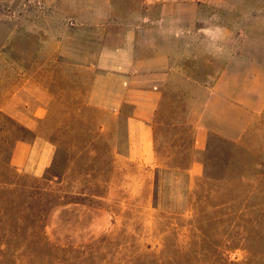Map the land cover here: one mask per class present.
Listing matches in <instances>:
<instances>
[{"label":"rangeland","instance_id":"1","mask_svg":"<svg viewBox=\"0 0 264 264\" xmlns=\"http://www.w3.org/2000/svg\"><path fill=\"white\" fill-rule=\"evenodd\" d=\"M114 2L119 22L137 20L142 16L141 8L150 3L149 0ZM20 4L23 5L22 1L17 0L16 5ZM191 5L195 9L191 14L194 26L206 25V28L192 31L191 43L186 46L191 55L184 63L186 72L177 68L176 74L187 76L190 73L193 78L205 79L207 81L203 82L207 85H214L215 78L222 72L221 66L230 70L231 75L235 71L231 64L232 69L226 68L228 59L235 53L241 55L242 69L236 72H242L243 78H247L248 62L259 60L257 62L264 65V0H191ZM135 10L140 13L132 12ZM216 39L223 44L222 62L213 56L220 50ZM255 53H260L259 58ZM62 65L50 62L44 66L51 73L62 72L64 80L63 85L57 86L48 119L37 128L38 134L52 140L55 152L60 145L67 155L75 158L72 168L66 163L60 167L63 181L58 186L63 198L53 203L45 227L52 242L87 247L108 235L113 241V250L127 252L125 247L132 244L131 252L134 253L158 252L167 237L180 245L187 244L197 201L204 204L206 201L211 204L232 201L235 205L252 189L261 190L255 197L257 203L264 200V175L259 174L264 171V110L252 117L243 109L229 108L220 97L222 93L212 94L213 107L208 118L217 124L211 123L212 127L222 133L213 135L207 148L192 150L189 156L202 163L207 161L213 172L235 180L203 182L204 163L200 164L198 172L194 168L193 176L189 171L193 160L187 169L170 171L167 167L175 163L173 159L180 152H187L193 141L197 112L189 105L191 95L181 92L184 89L182 83L175 80L170 84L172 91L166 95L154 119L157 171L151 164L124 157L128 146L125 116L103 108L102 103H97L98 95L95 100L90 99L92 70L81 65L77 70L79 79L72 82V68ZM52 75L55 79V74ZM231 85L232 81L225 83V86ZM198 96L194 94L193 100ZM2 115L1 123L7 128L10 123L4 121ZM228 121H235L233 128L245 129L243 139L234 144L224 140L235 136L226 124ZM1 135L6 133L0 131ZM19 135L28 137L29 142L35 138L22 131ZM12 163L15 165L14 161ZM46 169L40 175L19 171L29 176H43ZM241 174H247L248 178H238ZM199 188L202 189L197 192ZM236 195L242 197L235 201ZM259 233L250 250H264ZM230 243L225 242L219 248L224 256L230 261L246 260L248 244H244L241 237L234 245L229 246Z\"/></svg>","mask_w":264,"mask_h":264},{"label":"crops","instance_id":"2","mask_svg":"<svg viewBox=\"0 0 264 264\" xmlns=\"http://www.w3.org/2000/svg\"><path fill=\"white\" fill-rule=\"evenodd\" d=\"M16 1L0 0V115L35 133L50 115L57 86L63 85L62 72L44 68L50 62L71 67L72 82L79 79L81 65L92 70L90 99L98 95L97 103L103 108L125 116L128 146L124 157L151 164L157 171L154 119L175 80L182 83V93L191 95L189 105L197 112L193 151L207 148L211 136L222 133L208 118L212 94L222 93L220 97L229 108L243 109L252 117L264 110V65L259 60L248 62L247 78H243L242 72H236L242 69L241 55L232 54L226 68L231 64L233 69H229L235 71L231 75L221 66L214 85L190 73L176 74L177 68L186 72L184 63L191 56L186 46L191 43L192 31L206 28L194 26L191 0H149L141 8L142 16L125 22L117 21L114 0H19L20 6ZM217 41L220 50L213 56L222 62L223 44ZM259 54L255 53L257 58ZM229 81L233 85L225 86ZM194 94L199 96L193 100ZM226 124L231 127L236 123ZM229 130L235 134L230 140L243 139L245 129ZM54 153L52 140L37 133L32 142H17L12 162L21 171L40 175ZM193 161L191 176L202 163Z\"/></svg>","mask_w":264,"mask_h":264},{"label":"trees","instance_id":"3","mask_svg":"<svg viewBox=\"0 0 264 264\" xmlns=\"http://www.w3.org/2000/svg\"><path fill=\"white\" fill-rule=\"evenodd\" d=\"M1 117L10 126L4 128L1 118L0 131L6 135L0 136V264H112L113 261L115 264H264V250H250L258 231V237L264 242V200L258 203L255 200L261 193L260 189L248 191L240 202L236 198L242 196H234L235 205L232 201L220 204L197 201L187 244L180 245L167 237L158 252L134 253L131 252L132 244L125 247L127 252L113 250V241L108 235L87 247L52 242L45 227L55 205L53 203L63 198L58 186L63 181L60 167L66 163L68 168H72L75 158L67 155L58 145L53 161L43 176L22 174L12 163V155L17 142L29 138L19 135V132L32 136L35 133L5 114ZM224 140L235 143L230 139ZM186 151L175 156L174 164L167 165L170 171L189 167L193 160L189 156L192 144ZM203 163L205 172L201 181L235 180L213 172L207 161ZM259 174L264 175V171ZM238 178L243 180L248 175L241 174ZM209 192L212 193V190ZM238 237L248 244L249 255L241 262L230 261L219 248L225 242H231L229 246L234 245Z\"/></svg>","mask_w":264,"mask_h":264}]
</instances>
